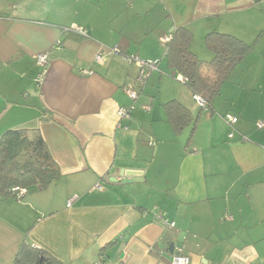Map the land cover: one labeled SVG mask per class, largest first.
I'll return each instance as SVG.
<instances>
[{"label": "crops", "instance_id": "1", "mask_svg": "<svg viewBox=\"0 0 264 264\" xmlns=\"http://www.w3.org/2000/svg\"><path fill=\"white\" fill-rule=\"evenodd\" d=\"M182 27L200 59L213 58L211 32L253 45L207 110L181 76L159 65L141 88L139 67L123 61L161 64V38ZM43 53L48 74L38 84ZM173 100L196 119L178 134L163 107ZM260 121L264 0H0V140L40 130L62 173L22 200L0 196V264H14L23 245L57 264H171L177 248L191 264H264Z\"/></svg>", "mask_w": 264, "mask_h": 264}, {"label": "trees", "instance_id": "2", "mask_svg": "<svg viewBox=\"0 0 264 264\" xmlns=\"http://www.w3.org/2000/svg\"><path fill=\"white\" fill-rule=\"evenodd\" d=\"M76 29H67L66 32L78 33ZM171 35V41L165 45L167 68L181 76L185 86L193 95L202 97L206 108L210 109L234 69L252 52L253 45L231 34L211 32L205 38V46L213 58L206 61L192 51L193 34L187 28H179ZM163 107L168 122L177 134L195 124L196 119L191 110L179 101H169ZM61 177V169L53 160L40 130H10L0 140V196L16 199L12 191L16 187L27 192L44 191ZM14 264L57 262L44 252L23 245Z\"/></svg>", "mask_w": 264, "mask_h": 264}, {"label": "built area", "instance_id": "3", "mask_svg": "<svg viewBox=\"0 0 264 264\" xmlns=\"http://www.w3.org/2000/svg\"><path fill=\"white\" fill-rule=\"evenodd\" d=\"M76 31L79 34H82V35L85 34V32L82 29L78 28V29H76ZM171 39H172V35L170 34V35H167V36H164L163 38H161V42L164 45H166L171 41ZM115 52H117V50H115ZM49 61H50V56L48 53L40 54L37 57V64L41 68V72H40L38 78L36 79L38 84L42 83L44 78L48 74ZM96 61L98 63H102V56L100 54L96 56ZM123 61L128 63V64H136L139 67V75L137 78V83H138L139 87H141V88L146 86L151 75L154 72H157L159 70V62L158 61H155V62L154 61H145V60L140 59L139 57L132 56V55L124 56ZM84 73L87 75L91 74V72H88V71H85ZM181 81L184 83L183 78H181ZM127 95L129 96V98L131 99L132 102H136L138 97H139V92L135 89L128 88L127 89ZM194 99L196 100V102L199 104V106L201 108H203L204 110H207L206 102L203 100L202 97H200L198 95H194ZM134 109H135L134 104L129 106V107L119 109L118 113H117L118 118L121 120L130 119ZM228 118H229L231 126L236 125L239 121L238 118H233L230 116ZM256 127L258 130H264V121L257 122ZM229 137L233 138L234 133H231ZM97 187L99 189H102V187L99 185ZM12 191L14 192V194L16 195V199H18V200H22L28 193L26 189H23L20 187L13 188ZM74 199L75 198H73L70 201V204L72 203V201ZM165 217L166 216L163 212L156 209V212H155L156 221H159V222H162L166 225H169ZM170 226L174 227L175 224L172 223V224H170ZM171 264H191V259L187 255L184 254V251L182 248H177L172 255Z\"/></svg>", "mask_w": 264, "mask_h": 264}, {"label": "rangeland", "instance_id": "4", "mask_svg": "<svg viewBox=\"0 0 264 264\" xmlns=\"http://www.w3.org/2000/svg\"><path fill=\"white\" fill-rule=\"evenodd\" d=\"M204 60V59H203ZM206 61H209V60H206ZM161 66V71L164 73V76H169L171 79L173 78L174 80H176L178 78V76L176 74H173L174 72H170L169 69L167 68V65H166V61L163 60L160 64ZM156 73H154V75H156ZM155 76L153 77V80H154ZM152 83V82H151ZM198 114H200V111H198ZM148 190L147 188L145 189H142V191H146ZM140 191L137 190V193H139Z\"/></svg>", "mask_w": 264, "mask_h": 264}, {"label": "water", "instance_id": "5", "mask_svg": "<svg viewBox=\"0 0 264 264\" xmlns=\"http://www.w3.org/2000/svg\"><path fill=\"white\" fill-rule=\"evenodd\" d=\"M126 176H129V177H136V176H139L137 174V172H126ZM130 182V181H128ZM173 249H174V244L171 246V251L173 252Z\"/></svg>", "mask_w": 264, "mask_h": 264}]
</instances>
